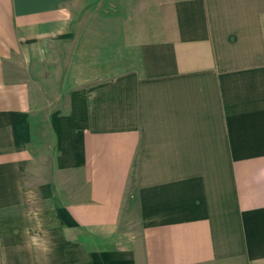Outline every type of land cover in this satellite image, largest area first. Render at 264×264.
<instances>
[{"label": "crops", "instance_id": "0c3cea01", "mask_svg": "<svg viewBox=\"0 0 264 264\" xmlns=\"http://www.w3.org/2000/svg\"><path fill=\"white\" fill-rule=\"evenodd\" d=\"M0 264H264V0H0Z\"/></svg>", "mask_w": 264, "mask_h": 264}, {"label": "rangeland", "instance_id": "374dc122", "mask_svg": "<svg viewBox=\"0 0 264 264\" xmlns=\"http://www.w3.org/2000/svg\"><path fill=\"white\" fill-rule=\"evenodd\" d=\"M82 1V0H81ZM85 4V3H84ZM83 7L84 6H82V5H79V6H76L75 7V12H76V15H80L81 14V12L83 11L82 9H83ZM85 12V11H84ZM81 15H83V14H81Z\"/></svg>", "mask_w": 264, "mask_h": 264}]
</instances>
